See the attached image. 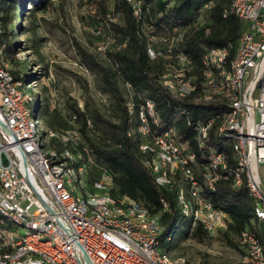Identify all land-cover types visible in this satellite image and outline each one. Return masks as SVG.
<instances>
[{"label": "trees", "instance_id": "trees-1", "mask_svg": "<svg viewBox=\"0 0 264 264\" xmlns=\"http://www.w3.org/2000/svg\"><path fill=\"white\" fill-rule=\"evenodd\" d=\"M231 1L133 0L132 3L129 0H89L103 16L101 20L108 22L106 27L113 37L112 46L103 52L110 66L97 62L90 55H86L85 60L87 67L99 78L102 90L112 99L109 116L89 105L90 100L83 108L71 104L68 116H64L57 108L50 109L47 104H42L38 93L33 94L37 97L34 112L44 119L48 131L62 134L75 130L79 133L80 141L70 148L73 152L74 148L82 152L86 183L92 185L102 174L108 175L112 179L110 196L134 201L150 215L158 216L162 228L159 241L164 249L174 238L176 224L188 225L183 237L191 233L193 238L202 240L208 233L201 225L193 226L189 218L180 214L176 202L177 185L159 186L156 183L149 165L151 158L139 149L144 141V137L137 134L139 113L147 101L151 102L158 121V126L150 123L151 133L175 126L178 139L193 144V130L188 121L205 119L221 104L200 102L196 99L197 93L185 99L170 97L161 86V77L168 69L178 67L173 61L176 53H182L191 61V74L195 76V82L198 81L197 85L202 79V57L207 50L228 48L230 57L233 56L244 23L230 12ZM27 2L30 3L28 9L25 7ZM45 7V0H0V11L7 12L9 17L18 12L10 40L6 41L0 35L6 61L15 58L23 10L35 12ZM109 13L117 20H106ZM169 40L173 45L170 57L163 54L153 59L149 56L148 49L165 53V41ZM12 74L23 85L29 79L26 76L20 78L14 71ZM209 145H215L213 138ZM226 156L227 178L218 181L207 197L213 207L227 217V233L237 235L240 240L242 232L247 231L264 242V227L254 213L255 200L245 185L233 186L234 159L229 149H226ZM198 158L193 166L202 168L205 161ZM241 245L244 256L245 246Z\"/></svg>", "mask_w": 264, "mask_h": 264}, {"label": "bare ground", "instance_id": "bare-ground-1", "mask_svg": "<svg viewBox=\"0 0 264 264\" xmlns=\"http://www.w3.org/2000/svg\"><path fill=\"white\" fill-rule=\"evenodd\" d=\"M230 12L241 20V16H244L246 12L245 0H232ZM165 42V53L148 49L149 56L153 59L163 54L170 57L173 50L172 41ZM241 50V37L231 57L228 48L207 50L202 57L203 70L199 85H197L198 81L195 82V76L191 74V63L180 64L179 61H175L178 67L174 70L168 69L164 73L160 81L161 86L170 97H179V99L180 97L185 99L197 93L196 99L204 103L212 102L221 105L242 103L245 81L244 76L241 75V65L238 60ZM3 51L0 45V75L6 77L8 88L20 102L24 103L27 131L33 152L37 159L50 162L51 171L55 172L59 185L66 190V197L70 199L73 209L77 210L79 218L92 219L96 222L98 231L117 234L118 237L130 240V243H137V236L142 235V231L160 229L148 243L151 263L186 264L182 258H172L168 252L159 251V236L162 229L158 216L150 215L145 208L134 201L126 198L117 200L110 196L109 191L112 187L110 176L102 174L92 184L95 186L86 183L82 154L78 151L70 153L66 149L68 143H74L79 139V133L68 130L57 134L42 126L41 118L32 108L35 90H30L28 84L23 85L14 78L13 70L9 68ZM221 105L217 111L212 112L205 119L188 121L193 130V144L180 141L175 126H169L162 132L153 134L155 138H164L167 135V141L171 146L186 147L188 156H182L181 162H175L173 170V159L169 157L168 150L160 141L148 137V133H151L150 123L157 125L158 121L153 104L147 101L145 108L139 113L140 123L137 134L144 137L139 149L150 156L149 165L159 186H178L176 202L179 212L189 218L193 226L197 225L201 218L203 200L206 201L210 214L214 217H223L222 212L213 207L207 193L214 191L218 181L227 178L226 149H229L234 159L233 186L245 185L248 193L255 200V216L264 227V195L259 193L258 186L251 184L252 176L247 169L242 145V129L233 127L240 120V110L235 106ZM130 134L131 132H128V135ZM211 138L215 141V145H209ZM52 141L60 143V149H50ZM198 157L205 161L202 168L193 166ZM108 203L116 207L102 206ZM13 231L19 240H30L35 237L36 242L45 249L24 247V243H16L12 235ZM240 241L245 246V255L236 264H264V242L259 241L254 234L247 231L242 232ZM42 263L79 264V260L77 255L63 247L58 239L49 235L47 228L34 225L33 222L0 205V264Z\"/></svg>", "mask_w": 264, "mask_h": 264}, {"label": "built area", "instance_id": "built-area-1", "mask_svg": "<svg viewBox=\"0 0 264 264\" xmlns=\"http://www.w3.org/2000/svg\"><path fill=\"white\" fill-rule=\"evenodd\" d=\"M245 5L246 12L241 16L244 23L240 35L242 50L238 56L245 81L244 100L221 106H235L240 110V120L233 127L242 129V145L247 169L252 176L251 184L258 186L259 193L264 195V0H245ZM173 61L180 64L191 62L182 53H176ZM0 121L7 128L0 126V205L34 225L47 228L48 234L77 255L78 260L80 246L92 264H152L148 243L160 229L142 231V235L137 236V243H130L117 234L98 231L92 219L79 218L66 197V190L59 185L55 172L51 171L50 162L41 161L34 154L24 103L11 92L6 77L1 75ZM148 137L160 141L168 150L169 157L173 159V170L175 162H181L182 156H188L186 147L171 146L167 135L155 138L148 133ZM187 173L189 177L188 169ZM102 206L116 207L109 203ZM226 222L227 217L210 214L203 200V212L197 224L208 234H213L218 228L226 227ZM12 235L16 243H24V247L45 249L35 237L19 240L14 231Z\"/></svg>", "mask_w": 264, "mask_h": 264}, {"label": "rangeland", "instance_id": "rangeland-1", "mask_svg": "<svg viewBox=\"0 0 264 264\" xmlns=\"http://www.w3.org/2000/svg\"><path fill=\"white\" fill-rule=\"evenodd\" d=\"M45 1L44 9L23 10L15 58L7 60L9 68L20 78L28 77L25 84L39 94L42 104H47L50 109L57 108L64 116H68L71 104L83 108L88 100L89 105L109 116L112 99L102 90L97 75L85 64L86 55H90L97 62L110 66L103 53L113 44V37L106 27L108 22L101 20L103 16L89 0ZM129 1L133 3V0ZM25 7L28 9L30 3L27 2ZM17 14H14L16 18L9 17L7 12L0 11V35L6 41L11 38L10 31ZM106 20L116 21L117 17L109 13ZM200 21L204 22L203 19ZM32 100L34 110L37 97L33 96ZM39 117L45 127L44 119ZM78 141L80 135L76 142L68 143L66 149L70 153L78 151L74 148L73 152L70 148ZM59 145L52 141L49 148L60 149ZM173 231L174 238L165 249L160 246L159 251L165 250L172 258H182L186 264H236L243 257L244 247L239 237L227 233L226 227L218 228L202 240L193 238L191 233L183 237L188 231L186 223L176 224Z\"/></svg>", "mask_w": 264, "mask_h": 264}, {"label": "water", "instance_id": "water-1", "mask_svg": "<svg viewBox=\"0 0 264 264\" xmlns=\"http://www.w3.org/2000/svg\"><path fill=\"white\" fill-rule=\"evenodd\" d=\"M0 126L7 130L5 124L0 121ZM80 249V257H79V264H92L91 260L89 259L88 255L85 253V251L79 246Z\"/></svg>", "mask_w": 264, "mask_h": 264}]
</instances>
